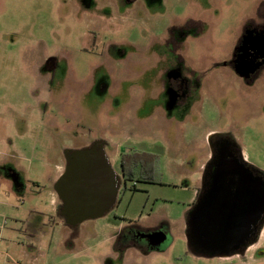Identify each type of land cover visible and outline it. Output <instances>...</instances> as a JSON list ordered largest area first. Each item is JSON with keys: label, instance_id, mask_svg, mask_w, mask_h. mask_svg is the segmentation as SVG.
I'll use <instances>...</instances> for the list:
<instances>
[{"label": "rangeland", "instance_id": "obj_1", "mask_svg": "<svg viewBox=\"0 0 264 264\" xmlns=\"http://www.w3.org/2000/svg\"><path fill=\"white\" fill-rule=\"evenodd\" d=\"M262 3L0 0V249L8 264L242 263L195 255L186 230L210 137L231 136L264 171V72L251 82L232 69ZM94 143H104L120 181L117 203L70 229L58 214V167L65 171L67 150ZM125 147L153 155L152 183L124 179Z\"/></svg>", "mask_w": 264, "mask_h": 264}, {"label": "water", "instance_id": "obj_2", "mask_svg": "<svg viewBox=\"0 0 264 264\" xmlns=\"http://www.w3.org/2000/svg\"><path fill=\"white\" fill-rule=\"evenodd\" d=\"M55 184L64 222L76 227L105 216L117 202L120 184L104 146L95 143L66 156ZM264 219V179L237 160L220 162L208 187L188 216L200 246L209 257H231Z\"/></svg>", "mask_w": 264, "mask_h": 264}, {"label": "flooded vegetation", "instance_id": "obj_3", "mask_svg": "<svg viewBox=\"0 0 264 264\" xmlns=\"http://www.w3.org/2000/svg\"><path fill=\"white\" fill-rule=\"evenodd\" d=\"M263 12H264V3H262L261 11L259 12L261 23L257 28L256 26H252L253 29L250 30L246 29L244 31V34L238 39L236 49L233 53L234 58L232 63V69L234 70L235 73L243 76L244 78H247L248 81L251 80L253 81L257 77H259L262 72H264V14H262ZM187 86L185 84L183 88H188ZM180 89H182V87ZM209 142H210L211 150L209 152L208 162L205 165V171L203 177V179L204 178L206 179V182L205 184L203 182L199 196L210 184L211 177L217 165L224 160L227 161L228 163L232 159L237 160L238 163L245 164V166L249 169L251 173H253L255 177H261L264 179V173L259 171L257 168L250 165L246 161L241 148L238 146V144L231 136L215 135L210 137ZM100 144H103L104 146V143H100ZM133 150L134 149L125 147L124 149H122V153L125 151H133ZM73 151L75 150H67L66 156L71 154ZM121 154H120V166H121ZM66 165H67V161L65 158V166ZM135 183L137 184V182ZM135 185L134 187H136Z\"/></svg>", "mask_w": 264, "mask_h": 264}, {"label": "trees", "instance_id": "obj_4", "mask_svg": "<svg viewBox=\"0 0 264 264\" xmlns=\"http://www.w3.org/2000/svg\"><path fill=\"white\" fill-rule=\"evenodd\" d=\"M155 162L153 155H148L144 153H137L136 151H125L121 154V166H122V175L126 181H132L137 183H144V184H150L153 182L152 176L153 171L155 169ZM203 182L205 184L206 179H203ZM135 191H138L136 187H134ZM196 204V203H195ZM193 205V207L195 206ZM192 207V208H193ZM62 209V205L60 204L58 209V214L60 213ZM191 210L188 213V216L190 214ZM63 224L67 228H73L69 225H67L64 221ZM264 224V219L259 224L257 230L255 233H253L250 238L245 242V245L240 249V253H243L249 246L253 245L257 242L259 238V234L262 230ZM187 238H188V245L190 250L198 256H205L209 257L210 253L209 251L203 249L198 240L196 235L193 233L192 228L189 224L188 218H187Z\"/></svg>", "mask_w": 264, "mask_h": 264}, {"label": "crops", "instance_id": "obj_5", "mask_svg": "<svg viewBox=\"0 0 264 264\" xmlns=\"http://www.w3.org/2000/svg\"><path fill=\"white\" fill-rule=\"evenodd\" d=\"M244 156H245L246 161L250 165H252L255 168H257L255 165H253V163L250 161V158L247 155H244ZM58 171L59 172H57V175L61 176L64 173L63 172L64 171V166H59L58 167ZM259 171H261V170H259ZM261 172L264 173V171H261ZM58 176L56 178H59ZM199 193H200V190H195L193 192V196H192L190 204L194 205L196 203L197 198L199 196ZM56 196L58 197L57 193H56ZM53 202L57 203L54 199H53ZM60 217H61V215H60ZM62 221H64L63 218H62ZM263 246H264V224H263L262 230H261V232L259 234V238H258L256 243H254L253 245L249 246L242 254L233 255V256L227 257L225 259L226 260H228V259L229 260H234V259L237 258L239 260V259L243 258L244 260L241 259V262H242L241 264H264V252L259 251V248H261ZM239 255H241V256H239ZM0 256H2V258H0V260L2 259L0 264L2 262H3V264H8L7 260H8V257L10 258V256H8L7 253H4V251H2V250L0 251ZM12 263L14 264L13 261H12Z\"/></svg>", "mask_w": 264, "mask_h": 264}, {"label": "built area", "instance_id": "obj_6", "mask_svg": "<svg viewBox=\"0 0 264 264\" xmlns=\"http://www.w3.org/2000/svg\"><path fill=\"white\" fill-rule=\"evenodd\" d=\"M5 225H6V222H3V224H0V246H1V243L4 241V239L2 237L3 236L2 231L5 228ZM0 251H1V249H0ZM14 264H22V263L14 262Z\"/></svg>", "mask_w": 264, "mask_h": 264}]
</instances>
